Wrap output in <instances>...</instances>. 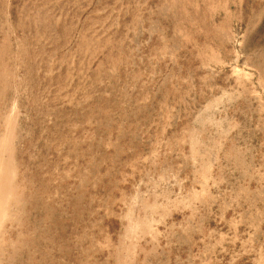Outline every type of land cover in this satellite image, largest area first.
Listing matches in <instances>:
<instances>
[{
    "label": "rangeland",
    "instance_id": "1",
    "mask_svg": "<svg viewBox=\"0 0 264 264\" xmlns=\"http://www.w3.org/2000/svg\"><path fill=\"white\" fill-rule=\"evenodd\" d=\"M226 3H189L191 31L215 33L214 14ZM143 4L0 0V264H108L107 256L109 264H130L126 244L162 238L151 229L160 219L150 214L160 183L172 176L173 160L192 163L188 173L194 178L196 212L203 206L202 187L209 173L214 193L232 196L226 202L220 195L215 202L220 212L228 204L242 203L244 180H264V138H259L252 168L249 137L233 138L238 147L234 154L220 153L225 139L219 135L234 123L219 118L218 102L206 106L209 96L200 88L194 106L185 110L181 101L186 91L174 94L164 85L264 82V0H243V66L230 70L210 56L216 66L209 71L193 69L199 53L189 54L185 71L150 65L153 60L143 55L145 44L139 37ZM198 4L205 6L204 12ZM231 17L234 12L227 13ZM231 30L228 26L227 32ZM222 41L229 52L234 35L226 33ZM170 94L186 116L173 126L178 131L173 141L156 137L171 123L160 119L170 107ZM161 141L191 150L160 153L155 146ZM214 158H219V167L209 170ZM184 205L181 201L179 208ZM208 219L195 217L197 244L203 243L202 221ZM210 219L215 224L221 220L217 242L240 239L225 236V229L239 222L229 225L214 214ZM218 245L211 263L210 251H197L203 264H264V245Z\"/></svg>",
    "mask_w": 264,
    "mask_h": 264
},
{
    "label": "crops",
    "instance_id": "2",
    "mask_svg": "<svg viewBox=\"0 0 264 264\" xmlns=\"http://www.w3.org/2000/svg\"><path fill=\"white\" fill-rule=\"evenodd\" d=\"M193 1L144 0V6L140 8V22L143 29L139 37L145 44L143 55L153 60L150 65L158 70L185 71L188 70L189 54L193 56L199 53L198 55H201L199 60H194L196 64L193 67L194 70H212L216 64L208 59L210 56H213L221 67H228L230 70H232L233 65L236 67L237 65L239 67L243 66V34L240 32L243 22V0H228V4L226 3L224 6L225 9L214 14L213 23L217 31L212 34L197 33L198 35L195 34V31H191L187 19L192 13L189 9V3ZM222 1L224 0H208V4L209 6L214 5V3L220 5ZM198 8H200L199 4ZM204 8L205 6L202 4V8H200L202 12H204ZM232 12H234V17L228 19L227 13ZM228 22L230 25L227 24ZM228 26L232 29L231 32H227ZM237 27L239 31H237ZM226 33L234 35V43L230 46L229 52L226 51L225 44L222 41L226 37ZM195 38H198L199 41H195ZM200 40H203L202 43ZM214 40H217V43ZM226 54L231 56L225 57ZM132 65L135 66V64ZM253 72L254 69H252V74ZM164 85L172 88L174 94L179 89L186 91V98L181 101L182 108L185 110L190 108L188 107L190 104L194 106L196 101L195 90L200 88L206 90L209 96L206 106L212 104V101H217L220 106L217 113L219 118L234 123L233 128L224 133L221 132L219 135L225 139H223L224 144L222 143L220 146V153L234 154L235 149L238 147L233 144V138L249 137L251 146L250 168L256 164V162L253 163L252 159L257 160L259 138H264V127H262L264 125V94L259 91L264 89V82H193L192 80V82H167ZM216 89L219 90L217 97L213 95ZM230 90H233L234 98H232ZM244 90H247V92L244 93ZM248 90H250L249 95ZM189 91L191 92L190 96ZM174 94H170L171 99H169L170 96L167 97L170 107H165L160 118L161 120H169L171 123L164 130L156 133V137L172 141L178 132L173 129V126L176 127L177 122L184 120L186 117L180 107L181 104L175 100ZM155 149L160 153L175 152L176 149L189 153L191 146L183 145L180 147L175 144H163V141H161L160 144L155 146ZM219 164V158H214L209 170L211 168L217 169ZM170 165L172 176L166 182L160 183L162 184L160 190H157L154 194L156 209L150 214L160 219L157 220L158 222H154V226L151 225V229L153 233L156 231L160 233L162 238L155 242L145 240L144 243L126 244L125 246L130 249V264H203L202 254L206 250L210 251L209 261L211 263L215 251L218 250V244H251L252 248H259L264 245V180L262 182L253 178L244 180L240 183V186H244L242 191L245 192V198H239L242 203L228 204L225 206V210L220 212L219 204L215 203L219 201L220 195L221 199L226 202L232 196L231 194L226 195L225 191L215 194L214 188L210 185L212 180H210L211 174L209 173L202 187L203 206L201 210H197L199 212H196L194 178L189 176L188 173L192 163L175 162L173 160ZM230 166L235 167L233 163ZM211 200L214 202H207ZM181 201L185 202L182 209L179 208ZM163 209H165V213ZM212 214L216 217L226 218L229 225L234 221L239 222L236 228L227 227L225 236L232 238L234 235H240V239L233 240L234 242L230 240L217 242L214 235L219 232L217 229L221 228L217 225V223H221V220H218L215 224L210 219ZM133 216L134 213L130 217ZM196 216L209 217L207 221H202V232L205 234L202 244H197L198 240L195 238L197 231L195 226ZM244 217H250L251 221L246 222L242 219ZM260 217L263 219L259 220ZM224 224L225 222L222 223V225ZM115 245L117 244H105L110 248ZM201 249L202 254H199L197 251ZM196 259L198 260L196 261ZM106 261L108 264L110 263L109 256H107Z\"/></svg>",
    "mask_w": 264,
    "mask_h": 264
}]
</instances>
